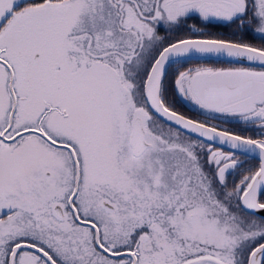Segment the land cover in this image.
<instances>
[{
	"label": "snow or ice",
	"instance_id": "1",
	"mask_svg": "<svg viewBox=\"0 0 264 264\" xmlns=\"http://www.w3.org/2000/svg\"><path fill=\"white\" fill-rule=\"evenodd\" d=\"M0 264H264V0H0Z\"/></svg>",
	"mask_w": 264,
	"mask_h": 264
}]
</instances>
